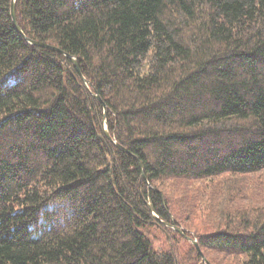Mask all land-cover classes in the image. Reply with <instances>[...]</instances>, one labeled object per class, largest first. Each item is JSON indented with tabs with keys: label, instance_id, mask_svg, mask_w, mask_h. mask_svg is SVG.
Here are the masks:
<instances>
[{
	"label": "trees",
	"instance_id": "obj_1",
	"mask_svg": "<svg viewBox=\"0 0 264 264\" xmlns=\"http://www.w3.org/2000/svg\"><path fill=\"white\" fill-rule=\"evenodd\" d=\"M12 1L0 264H264V0Z\"/></svg>",
	"mask_w": 264,
	"mask_h": 264
},
{
	"label": "water",
	"instance_id": "obj_2",
	"mask_svg": "<svg viewBox=\"0 0 264 264\" xmlns=\"http://www.w3.org/2000/svg\"><path fill=\"white\" fill-rule=\"evenodd\" d=\"M17 1L18 0H13L12 1V7H11V13H12V19H13V22H14V25L16 27V29L23 35V37L25 38V40L27 41V43H29L31 46H35V47H40V48H43V49H47V50H51L53 52H56V53H60L62 54L63 56H65L66 58L70 59V61L73 63L74 67L76 68L79 76L81 77L83 83H84V86L87 90H91V84L83 77L82 73L80 72V69H79V65H78V61L76 58L66 54L65 52L61 51L60 49L56 48V47H53V46H50L48 44H44V43H40V42H36V41H32L30 39H28L24 34L23 32L21 31L18 23H17V17H16V8H17ZM94 95V98L103 105V108L105 110L104 112V118H103V124H104V128H105V136L108 138L109 141H111L112 143L115 144V146L120 149L121 151L125 152V153H129L126 149H124L123 147H121L120 145H118L114 140L113 138L111 137L109 131H108V128H107V114H106V105L103 103L102 99L98 96V95ZM140 167L142 168L141 164H140ZM144 177V175H143ZM148 207L152 213V216L153 218L156 220V221H160L159 217L155 214L154 212V209H153V206L148 203ZM166 226H170L168 224H166ZM177 232L181 233V235H183L188 241H190L191 243H193V245L197 248L199 254L202 256V259H203V262L206 263V264H209L208 260L204 257V255L202 254L201 250H200V247L198 245V242L195 240V239H192V238H189L188 236H186V234L184 233V231L181 229V228H177L175 227L174 228Z\"/></svg>",
	"mask_w": 264,
	"mask_h": 264
},
{
	"label": "rangeland",
	"instance_id": "obj_3",
	"mask_svg": "<svg viewBox=\"0 0 264 264\" xmlns=\"http://www.w3.org/2000/svg\"><path fill=\"white\" fill-rule=\"evenodd\" d=\"M197 187H199L198 181H195V180H189V181L183 180V181H180V182H178V186H177V194L178 195H182L183 193H185V194L186 193H190L193 190H195ZM188 242H190V241H188Z\"/></svg>",
	"mask_w": 264,
	"mask_h": 264
}]
</instances>
